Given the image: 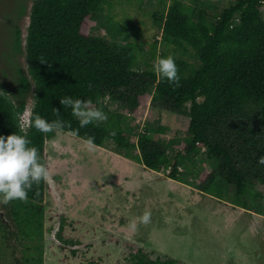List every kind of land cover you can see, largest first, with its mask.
<instances>
[{
	"label": "trees",
	"instance_id": "16d2710c",
	"mask_svg": "<svg viewBox=\"0 0 264 264\" xmlns=\"http://www.w3.org/2000/svg\"><path fill=\"white\" fill-rule=\"evenodd\" d=\"M111 1L33 0L24 47L28 77L14 67L17 86L9 89L12 97L0 91V136L24 134L17 114L26 108L25 95L32 83L34 115L49 122L62 119L71 125L64 132L78 129L76 137H94L97 146L110 140L125 157L140 160L147 169L169 168L166 176L172 179L181 175L179 166L187 155L204 153L217 166L213 175L234 187L238 206L253 210L247 200L264 198V165L258 163L264 156V0H235L220 9L209 0H172L166 12L155 16L161 42L165 49L171 48L178 68V87L166 79L158 81L152 66L139 70L135 45L127 36L122 43L111 44L91 33L92 13L102 12ZM107 19L106 26L111 25ZM13 51H20L18 29ZM148 92L150 102L162 110L188 117L182 155L170 156L154 139L157 134L152 138L147 129L130 142L121 126L125 115L119 119L105 106L107 96L122 102L125 114H130L145 105ZM64 97L91 99L107 121L81 128L71 108L60 104ZM113 130L115 137L109 135ZM24 131L45 164L44 141L54 132L45 134L34 127ZM45 187L43 180L34 184L27 203L3 204L6 217L27 241L20 257L11 250L9 264L43 262L42 245L35 243L33 248L30 243L43 234ZM2 224L3 238L8 240L13 232ZM127 264L177 263L153 259L140 249Z\"/></svg>",
	"mask_w": 264,
	"mask_h": 264
},
{
	"label": "rangeland",
	"instance_id": "374dc122",
	"mask_svg": "<svg viewBox=\"0 0 264 264\" xmlns=\"http://www.w3.org/2000/svg\"><path fill=\"white\" fill-rule=\"evenodd\" d=\"M171 1L112 0L102 12L92 13L91 33L111 44L127 36L135 45L139 70H146L163 53L164 58L172 56L155 18ZM234 1L209 0L219 9ZM32 2L0 0V91L10 97L9 89L17 86L13 68L28 77L24 47ZM261 15L264 19V6ZM107 18L113 26H106ZM17 29L20 51L14 52ZM149 97L148 92L145 105L130 114L122 102L107 96L105 106L119 119L125 115L121 126L130 142L147 129L170 156L182 155L188 117L162 110ZM25 100L26 107L33 106L32 83ZM83 140L62 131L44 141L50 179L45 181L43 234L30 243L33 248L42 245V264H127L140 249L153 259L177 264H264V198L246 199L253 210L242 211L234 187L213 175L217 166L204 153L183 158L177 181H167L140 160L125 157L110 140L92 151ZM166 170L159 172L166 175ZM145 209L151 210V222L132 230L130 223ZM0 222L13 232L5 240L0 228V264H9L11 250L20 257L27 241L6 217L3 204Z\"/></svg>",
	"mask_w": 264,
	"mask_h": 264
},
{
	"label": "clouds",
	"instance_id": "9594fccd",
	"mask_svg": "<svg viewBox=\"0 0 264 264\" xmlns=\"http://www.w3.org/2000/svg\"><path fill=\"white\" fill-rule=\"evenodd\" d=\"M158 81L166 79L169 83L179 86L180 76L174 57L169 55L166 58L158 57L153 65ZM97 104L100 103L98 100ZM60 104L70 107L72 115L79 121L80 127H86L92 123L105 122L108 119L106 113L91 99H72L64 97L60 99ZM32 107H26L23 113H18L19 128L23 135L11 134L7 137L0 136V204L7 205L13 200L28 202V192L32 190L33 185H39L40 182L50 179L48 167L41 162L39 151L35 146H30L31 141L24 131L26 128L34 127L42 133L56 132L59 134L65 127L71 125L65 124L62 119L52 122L47 121L40 115L33 112ZM54 112L59 116V109L54 108ZM71 135L77 136L78 129L73 130ZM109 135L116 136V132L110 131ZM84 147L92 151L95 145V138L88 137L83 140ZM258 163L264 165V156H260ZM151 222V210L145 209L143 214L130 223V228L136 230L138 224L148 225Z\"/></svg>",
	"mask_w": 264,
	"mask_h": 264
},
{
	"label": "crops",
	"instance_id": "0c3cea01",
	"mask_svg": "<svg viewBox=\"0 0 264 264\" xmlns=\"http://www.w3.org/2000/svg\"><path fill=\"white\" fill-rule=\"evenodd\" d=\"M153 171V170H152ZM156 173H157V175H162V176H158V178L159 179H167V181H169V180H171V181H177L176 179H172V178H169V177H167L166 175H163V174H161L160 172H158V171H155ZM165 177V178H162V177ZM178 183H180L182 186H186V187H188L187 185H186V183H184L183 181H178ZM190 188H192V186L190 187ZM193 189V188H192ZM243 210H245L244 208H242V211ZM246 210H248V209H246ZM252 213H254V212H252Z\"/></svg>",
	"mask_w": 264,
	"mask_h": 264
},
{
	"label": "built area",
	"instance_id": "2783aa9c",
	"mask_svg": "<svg viewBox=\"0 0 264 264\" xmlns=\"http://www.w3.org/2000/svg\"><path fill=\"white\" fill-rule=\"evenodd\" d=\"M168 171H169V168L166 170V172L168 173Z\"/></svg>",
	"mask_w": 264,
	"mask_h": 264
},
{
	"label": "water",
	"instance_id": "95a60500",
	"mask_svg": "<svg viewBox=\"0 0 264 264\" xmlns=\"http://www.w3.org/2000/svg\"><path fill=\"white\" fill-rule=\"evenodd\" d=\"M247 212H250V211H247ZM251 213V212H250Z\"/></svg>",
	"mask_w": 264,
	"mask_h": 264
}]
</instances>
